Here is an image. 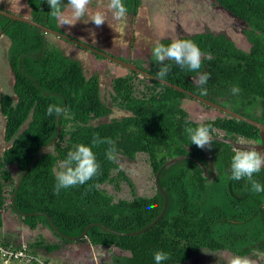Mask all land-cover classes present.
I'll return each instance as SVG.
<instances>
[{"label": "trees", "instance_id": "16d2710c", "mask_svg": "<svg viewBox=\"0 0 264 264\" xmlns=\"http://www.w3.org/2000/svg\"><path fill=\"white\" fill-rule=\"evenodd\" d=\"M25 1V16L96 47L91 37L79 38L66 31L50 15L47 0ZM106 1L92 3L106 7ZM123 2L127 13L137 17L143 0ZM188 7L184 22L193 27L173 24L159 42L167 45L176 37L190 39L211 59L202 61L198 73L165 61L171 69L164 79L200 95L201 86L194 77L207 73L210 78L203 87L208 94L203 97L264 122V0H191ZM166 18L173 16L169 13ZM209 20L221 22L222 28H213ZM1 39L9 46L4 57L9 69H3L11 74L14 85L12 93L0 92V112L5 117L0 228L4 214L11 210L31 229L49 226L66 244L89 242L122 250L111 264H155L158 250L169 257L162 264H183L206 250L248 256L264 253V192L253 193L246 180L231 179L235 148L231 143L214 138L209 147L211 170L206 148L191 144L186 128L196 127V120L183 103L193 100L219 113L205 119L216 129L213 136L224 133L237 141H259L258 127L123 65L127 74L115 75L112 90L105 96L100 74L88 76L84 59L68 52L57 39L106 57L0 13ZM149 58L147 66L141 58L136 59L144 66L134 58L127 61L156 75L160 65L153 55ZM234 85L240 88L238 95L230 91ZM50 104L62 106L64 113L59 118L48 116ZM96 134L114 142L117 159L107 158V143L94 147L101 174L54 194L53 170L77 144H91ZM139 154L147 156L156 192L148 196L134 190L133 198L117 199L105 185L113 183L119 191L120 183L127 181L134 188L118 155L135 160ZM179 155L187 157L168 163ZM254 178L264 184V168ZM0 243L30 256L45 247L50 252L61 249L58 243L43 240L28 248L14 246L3 236Z\"/></svg>", "mask_w": 264, "mask_h": 264}, {"label": "rangeland", "instance_id": "374dc122", "mask_svg": "<svg viewBox=\"0 0 264 264\" xmlns=\"http://www.w3.org/2000/svg\"><path fill=\"white\" fill-rule=\"evenodd\" d=\"M191 0H143L140 6V15L131 19V15L116 21L112 14L108 11L107 6H101L91 3L88 6V13L83 19H88L96 11L104 12L106 21L101 26H96L94 22L89 21L84 23L83 20L77 21L74 25L63 26L66 31L81 38H90L94 40L96 47L107 50H114L121 53L118 58L124 61L133 58L135 61L144 66L142 61L136 59L141 58L145 61V66L148 65L152 49L157 41L164 38L168 34L167 30L173 24L178 23L180 27L190 30L193 24L187 26L184 22L188 4ZM195 0H192L194 2ZM108 3V1H106ZM0 6L10 9L16 13L24 14L22 10L26 9L25 0H0ZM171 8V10H169ZM182 10V11H181ZM171 13L173 18L167 19L166 15ZM174 21H176L174 23ZM210 21V20H209ZM158 23V25H156ZM219 21L211 22L213 28L220 29ZM167 26V27H166ZM160 28L164 32H160ZM179 28V27H178ZM180 28V30H181ZM57 43L66 47L68 52H74L76 56L82 57L86 63V74L88 76L93 73H99L101 78V86L103 93L107 96L112 90V80L115 75L127 74V71L115 64L97 57L89 51L76 49L73 45L66 44L60 39ZM8 43L5 40H0V92H13V78L11 74L3 69H9L6 58H4L8 51ZM140 61V62H139ZM134 63V62H133ZM136 64V63H134ZM136 64V65H138ZM10 75V76H9ZM183 106L188 110L189 116L195 119L198 116L211 118L219 114L214 109H207L202 104L186 99ZM120 114V112H119ZM261 119V118H260ZM262 120V119H261ZM4 125L5 117L0 112V151L5 147L4 140ZM118 161L121 163V168L127 173L134 184L132 188L127 181L120 183L121 189L117 191L113 183L105 185L110 191L115 193V197L119 198H133V191L135 190L139 195H153L156 192L154 184V176L152 168L147 161L145 154H139L135 160L129 159L123 155H118ZM4 225L0 228V236H3L7 241L13 243L14 246L21 244L27 248L35 241H46L47 243H58L61 247L59 250L52 252L44 249L35 250L34 255L40 257L44 264H111L114 255H121L122 250L116 247L95 246L88 243H70L66 242L50 229L49 226L42 224L36 229H31L16 213L11 210L5 214ZM29 251H31L29 249ZM235 255L230 251L212 252L209 250L202 251L194 255L189 261L183 264H226L227 258ZM257 260L258 264H264V253L258 252L256 255H250ZM17 264H28L26 262H19ZM29 264H35V261Z\"/></svg>", "mask_w": 264, "mask_h": 264}, {"label": "clouds", "instance_id": "9594fccd", "mask_svg": "<svg viewBox=\"0 0 264 264\" xmlns=\"http://www.w3.org/2000/svg\"><path fill=\"white\" fill-rule=\"evenodd\" d=\"M47 3L50 7V15L55 18L61 26H72L77 21L81 20H83L84 23L91 21L94 22L96 26H101L106 21V16L102 11H96L88 19H83L88 13V6L92 3V0H67V3H65L64 0H47ZM107 9L111 12L113 19L116 21L124 19L126 15H131L127 13V7L123 0H108ZM139 15L140 7L137 16ZM131 16L133 22V15ZM152 55L154 61L160 65L156 72V77L160 80H163L171 69V65L165 63V61H174L181 69H186L188 72L192 73H198L202 66V61L204 59H211L210 56H206L202 52L196 42L179 37L173 38L167 45L157 41L152 49ZM111 61L117 63L116 61ZM117 64L121 65L119 63ZM209 78V74L207 73L199 74L194 77L195 83L201 86V96H206L208 94L207 88L203 86L206 85ZM230 91L233 95H238L240 88L234 85L231 87ZM63 113L64 108L58 104H50L47 108L48 116H53L55 114V116L59 118ZM205 119L206 117L198 116L195 121L196 127L186 128L191 144H195L201 149L205 148V146H212L214 140L213 133L216 132V129L211 123H205ZM104 143L110 146L106 152L107 158L110 161H115L117 159V149L114 142L111 139H101L98 134L93 137L91 144H77L73 150L67 153L66 158L60 161L58 168L53 170L56 181L53 189L54 194L59 195L62 189L66 190L78 185H83L93 177L101 174V165L97 161L96 153L93 149ZM239 143L248 144L250 147L233 149L234 155L231 159V179L234 181L246 180L251 185L253 193H262L264 192V184L258 182L254 177L264 168V151L258 150L251 142L241 140ZM151 208L152 206L150 205L149 210H151ZM27 259L28 261L16 260L9 264H17L19 262H26L29 264V262L33 260L35 264H44V261L35 255L29 256ZM167 259H169L168 254L163 251L158 250L154 253L155 264H162V262ZM226 264H258V262L252 256L233 255L227 258Z\"/></svg>", "mask_w": 264, "mask_h": 264}, {"label": "water", "instance_id": "95a60500", "mask_svg": "<svg viewBox=\"0 0 264 264\" xmlns=\"http://www.w3.org/2000/svg\"><path fill=\"white\" fill-rule=\"evenodd\" d=\"M0 13L1 14H4V15H6V16L14 19V20H19V21H22V22H27L29 24L38 26L44 32H47V33H50V34H54V35H57V36L62 37L64 39H68V40H71L73 42H76L79 45L84 46V47H86L88 49H91L95 53L101 54V55H103L106 58H109V59H111L113 61H116L117 63H119V64H121V65H123V66H125L127 68H130V69H132L134 71H137V72H139L141 74H144V75H146V76H148L150 78L156 79V80H158V81H160V82H162L164 84H167V85H169V86H171V87H173L175 89H178L180 91L186 92L189 95H191L192 97H194L195 99H197V100H199V101H201L203 103H206V104H208V105H210V106H212V107H214L216 109H219V110H221V111H223L225 113L231 114V115H233L236 118L245 120V121H247V122L255 125L256 127H258L260 129V139H259V141L257 143H252V144L255 145L258 150H263V148H264V122H261V121L252 119L250 117H247V116H245V115H243V114H241V113H239V112H237V111H235V110H233V109H231V108H229L227 106H224V105H222L220 103H217V102L212 101L209 98H206V97H203V96H201L199 94H196L194 92H191L190 90H187V89H185V88H183V87H181L179 85H176V84H174L172 82H169L166 79L160 80L159 78L156 77V75L150 73L146 69H142V68L138 67L133 62H128V61L121 60L118 57L110 54L109 52H106L104 50H100L98 48H95L94 46H91L90 44H88L86 42H83V41L78 40V39H76L74 37H71L70 35H68L66 33H63V32H61L59 30L50 28L49 26L44 25V24H42L40 22H37V21H35L34 19H32V18H30L28 16H23V15H20L18 13L11 12L8 9H5V8H0ZM214 138H217V139L226 141L228 143H231L235 148L250 147L248 144H240L239 143L240 141H237V140H234V139H231V138H226L224 136H214ZM205 148H206L207 156L209 158L210 168H211V170H213V159H212V156L210 154L209 147L208 146H205ZM185 157H187V155H179V156H176V157L172 158L168 163H172L173 161H176L178 159H182V158H185ZM202 167L204 168L205 173L208 174L209 176H211L208 173L207 168L205 167V165L202 164ZM156 180L158 181V177L156 178ZM18 186H19V182L16 185V191L18 189ZM166 206H167V197L165 195V205H164L163 211L165 210Z\"/></svg>", "mask_w": 264, "mask_h": 264}, {"label": "built area", "instance_id": "2783aa9c", "mask_svg": "<svg viewBox=\"0 0 264 264\" xmlns=\"http://www.w3.org/2000/svg\"><path fill=\"white\" fill-rule=\"evenodd\" d=\"M30 255L23 249L16 248H6L0 243V264H9L12 261L16 260H27V257Z\"/></svg>", "mask_w": 264, "mask_h": 264}, {"label": "flooded vegetation", "instance_id": "af4514ba", "mask_svg": "<svg viewBox=\"0 0 264 264\" xmlns=\"http://www.w3.org/2000/svg\"><path fill=\"white\" fill-rule=\"evenodd\" d=\"M5 7V6H4ZM99 49H104V48H99ZM105 51H109L110 53H112V54H114V55H116L117 57H118V55H120L121 53H119L118 51L117 52H115L114 50H107V49H104ZM104 60H107V61H111V60H109V59H107V58H105ZM224 134V133H223ZM221 135V136H224V135ZM232 139V138H231ZM243 141H246V142H251V143H257L258 142V140H243ZM263 150H264V148H263ZM262 150V151H263Z\"/></svg>", "mask_w": 264, "mask_h": 264}]
</instances>
